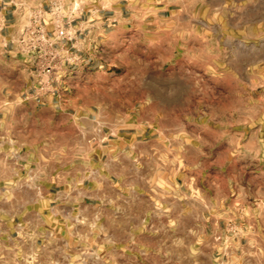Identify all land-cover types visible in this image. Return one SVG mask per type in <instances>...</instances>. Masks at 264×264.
<instances>
[{
    "label": "rangeland",
    "instance_id": "1",
    "mask_svg": "<svg viewBox=\"0 0 264 264\" xmlns=\"http://www.w3.org/2000/svg\"><path fill=\"white\" fill-rule=\"evenodd\" d=\"M69 1L81 35L56 99L67 114H129L151 140L125 193L82 206L80 264H264V0ZM252 18L257 48L240 37Z\"/></svg>",
    "mask_w": 264,
    "mask_h": 264
},
{
    "label": "crops",
    "instance_id": "2",
    "mask_svg": "<svg viewBox=\"0 0 264 264\" xmlns=\"http://www.w3.org/2000/svg\"><path fill=\"white\" fill-rule=\"evenodd\" d=\"M46 1L0 0V201L14 202L11 212H0L10 218L0 225V264H14V258L16 264L84 262L75 252L86 243L81 237L86 228L79 224L82 206L119 189L125 193L132 174L145 170L142 158L151 141L145 130L131 131L129 114H67L59 99L42 106L26 99L35 85L32 58L13 51L9 40L25 20L18 7ZM258 3L250 4L256 12ZM245 22L252 34L240 37L257 48L258 19ZM153 135L156 143L161 134ZM89 229L87 246L93 248L99 230ZM105 231L107 248L114 250V231ZM106 263L114 264V256Z\"/></svg>",
    "mask_w": 264,
    "mask_h": 264
},
{
    "label": "built area",
    "instance_id": "3",
    "mask_svg": "<svg viewBox=\"0 0 264 264\" xmlns=\"http://www.w3.org/2000/svg\"><path fill=\"white\" fill-rule=\"evenodd\" d=\"M70 6L69 0H47L36 6L18 7L25 24L9 41L16 53L37 59L33 72L35 99L40 104L59 95L57 84L74 68L73 60L64 55L73 54L67 45L81 32L74 25L79 4L74 2L72 9Z\"/></svg>",
    "mask_w": 264,
    "mask_h": 264
}]
</instances>
